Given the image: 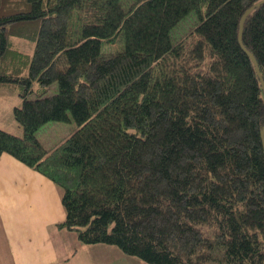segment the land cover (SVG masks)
<instances>
[{"label": "trees", "instance_id": "trees-1", "mask_svg": "<svg viewBox=\"0 0 264 264\" xmlns=\"http://www.w3.org/2000/svg\"><path fill=\"white\" fill-rule=\"evenodd\" d=\"M258 1L0 0V84L19 85L22 128L0 129V155L61 190L58 228L147 264H264V93L248 55L264 81V2L238 40ZM71 121L49 149L36 137Z\"/></svg>", "mask_w": 264, "mask_h": 264}, {"label": "crops", "instance_id": "crops-1", "mask_svg": "<svg viewBox=\"0 0 264 264\" xmlns=\"http://www.w3.org/2000/svg\"><path fill=\"white\" fill-rule=\"evenodd\" d=\"M19 165L26 171L18 173L22 179L20 187L14 186L18 195L10 196L11 203H0V210L7 206L16 211L7 221L0 215V246L7 249L0 255L1 264H98L114 253L101 245L81 246L76 233L58 228L65 217L61 190L11 156L0 155V169Z\"/></svg>", "mask_w": 264, "mask_h": 264}, {"label": "rangeland", "instance_id": "rangeland-1", "mask_svg": "<svg viewBox=\"0 0 264 264\" xmlns=\"http://www.w3.org/2000/svg\"><path fill=\"white\" fill-rule=\"evenodd\" d=\"M196 22V17L194 13L189 14L185 20H183L177 27H175L171 33L170 38L172 41H177L184 34H186L191 26ZM32 45V43H31ZM104 51H117L119 49V45H110L104 44ZM32 48V46H31ZM29 50V49H28ZM37 90V86L35 87V91ZM56 91V84H52L47 88L46 94H53ZM20 87L17 83H9L8 85L0 84V129L6 131L10 134L21 136L22 128L18 125V123L13 118V109L15 106L20 104L19 99ZM75 128V123L71 122H49L43 125L37 132L36 137L39 142L43 145L44 148L49 149L53 147L56 143H59L63 140L73 129ZM21 169H25L24 166L8 167L6 169H0V172L4 173L0 175V203H11L10 196L18 195L17 188H15V184L19 187L21 186L22 179L18 173H20ZM16 213L9 209L7 206L0 210V215L4 220H10L12 215ZM83 244L81 243V246ZM103 247H107L108 249H112L110 251H114L113 254L105 255L101 258L98 264H147L141 261L140 259L128 256L121 253L117 248L108 245H101ZM7 249H2L0 246V255L2 253H6ZM107 256V257H106ZM8 260L10 259V254L7 256ZM1 264V260H0ZM5 264V263H4Z\"/></svg>", "mask_w": 264, "mask_h": 264}, {"label": "water", "instance_id": "water-1", "mask_svg": "<svg viewBox=\"0 0 264 264\" xmlns=\"http://www.w3.org/2000/svg\"><path fill=\"white\" fill-rule=\"evenodd\" d=\"M263 2H264V0H260V1L256 2L254 5H252L251 7H249V8L243 13V15L240 17V20H239L238 40H239V43H240L241 46H242V43H241V32H242V23H243V19H244V17L246 16V14H247L251 9H253L254 7H256V6L260 5V4H262ZM248 55H249V57H250L252 63L254 64L255 71H256V73H257L259 79H260L261 86H262V91H263V93H264V81H263V78L261 77L260 70H259V68H258V66H257L256 60H255V58L253 57V55H252L251 53H248ZM263 135H264V128H263V130L261 131V136L263 137ZM263 144H264V142H263ZM263 149H264V147H263Z\"/></svg>", "mask_w": 264, "mask_h": 264}, {"label": "bare ground", "instance_id": "bare-ground-1", "mask_svg": "<svg viewBox=\"0 0 264 264\" xmlns=\"http://www.w3.org/2000/svg\"><path fill=\"white\" fill-rule=\"evenodd\" d=\"M261 138L264 139V135H263V137L261 136ZM263 147H264V144H263Z\"/></svg>", "mask_w": 264, "mask_h": 264}]
</instances>
